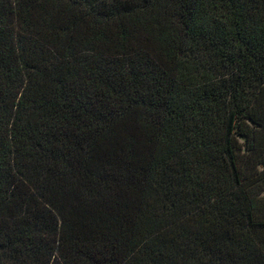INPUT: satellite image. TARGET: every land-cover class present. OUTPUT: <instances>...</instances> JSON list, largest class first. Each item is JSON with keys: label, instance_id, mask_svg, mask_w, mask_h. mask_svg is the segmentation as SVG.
Instances as JSON below:
<instances>
[{"label": "trees", "instance_id": "obj_1", "mask_svg": "<svg viewBox=\"0 0 264 264\" xmlns=\"http://www.w3.org/2000/svg\"><path fill=\"white\" fill-rule=\"evenodd\" d=\"M0 264H264V0H0Z\"/></svg>", "mask_w": 264, "mask_h": 264}]
</instances>
